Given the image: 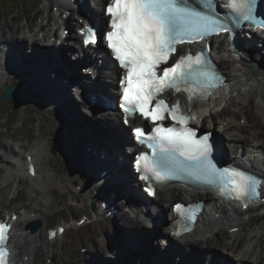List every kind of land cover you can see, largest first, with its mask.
Here are the masks:
<instances>
[{"label":"bare ground","instance_id":"1","mask_svg":"<svg viewBox=\"0 0 264 264\" xmlns=\"http://www.w3.org/2000/svg\"><path fill=\"white\" fill-rule=\"evenodd\" d=\"M39 1L44 3L38 9L37 2ZM55 1L59 3L57 5L60 8L53 12ZM55 1L35 0L34 12L31 9L30 12L32 13H29V17L24 16L28 10L22 13H15L9 8H7L6 13L0 11V46L5 45L12 52L16 45L21 46L23 48V61H27L31 56L30 61L43 64L45 69L51 68L50 74H56L53 81L60 82L62 79L72 77L68 75L73 63L66 39L76 35H67V31L73 27L81 26V23L77 21L75 14L68 15L75 0ZM102 1L105 0L98 3L96 6L98 9L101 8ZM21 5L26 4L21 3ZM84 6L90 8L88 0H85ZM91 8L96 11L95 7L91 6ZM94 17L100 22L105 19L104 14L97 16L95 14ZM24 19L26 22L23 21ZM248 29L249 27L246 25L245 30L247 32H249ZM246 36L241 32L240 37L243 43L248 46L246 55L251 57L250 60L225 50V37L213 38L214 50L222 72L227 77V84L219 91L217 89L218 92L216 91L217 93L213 95L210 101H192L187 109L196 112L202 126H205L206 122L213 120L214 115L218 114L217 107H221L223 103H227L226 106L230 105L232 108L223 107L222 112H219L223 120L222 127L227 134L221 138V144L224 143L226 137L232 148L237 151L244 149L251 166L264 177V160H262L264 157V131L261 127L262 122L258 120L259 116H264V47L262 43L254 42L258 36L261 38L259 39L260 42H264V37L257 35L256 39H248ZM54 37L62 40L61 47H58L60 50L57 51V54L62 55V64L55 61L53 63L52 56H44L40 52L41 48L57 45V43L52 42ZM48 51L51 55L52 50L48 49ZM254 61L259 62L262 67L255 69L252 66ZM15 72V75H0V97L5 93L9 84H19V82L24 84L26 80L30 85L31 83L34 84V81H31L32 75L30 77L22 76L23 73H29L28 70ZM112 74V81L114 82L117 80L115 77L117 69H114ZM52 79V75L49 76L48 82ZM41 94L42 97L40 94H36L30 99L27 96L24 98L25 101L20 103L24 104L27 110L35 109L38 112V130H44V132L38 133V137L33 138V136H28L29 134L24 130L8 127L12 121L9 115L3 119V122L0 120V155L3 158L0 163V218L8 219L11 217V221H16V233L12 241L15 250V263L65 264L63 260H67L72 264H113L114 261L117 264H197V261L198 264H222L220 255H225L230 261L235 259L233 264H264V220L256 222L264 215L256 216L254 214L259 212L264 214V205L257 209L243 210L236 204L218 200L210 193L198 194L182 188H169L160 191L157 200H159L160 205L165 206H161L163 211L168 210L169 203L175 202L178 198H183L186 201L205 199L208 202L207 207L210 208V211H205L197 231L185 236L183 243L186 248L184 249L189 253L184 255L181 262L178 260L181 254L176 252L175 248L168 246L163 250L161 247L162 252H160L158 239L153 243L146 236L136 234L131 228H127L133 226L146 229L149 226L148 221H140L144 217L143 212L138 216L128 214L124 202L114 192L116 188H119L120 191L127 194L130 200L135 203L140 202L139 196L136 197L138 184L134 182V175L129 170V165L127 163L121 164L123 175L119 174V176L113 175L112 169L108 170L105 174L107 179L99 178L98 186L92 189L88 188L87 178L81 174L82 172L88 173L92 166L88 163L86 165V163L77 162L76 154L83 156L82 151L86 150L88 154H92L94 151L95 160H100L109 166L111 155H115L114 149H117L118 146L117 154L123 155L124 158L130 156L128 150L125 151V148L118 144L117 139L122 137L131 140L130 135L120 131L116 137L110 127H106L104 132L97 131L95 122L86 114L85 109L79 106L75 109L76 113H74L72 121L68 120L69 117L63 115L59 106L46 108V101L51 104L53 98L50 95L44 96L45 92L43 91ZM30 95L31 91H29ZM13 103L19 105L16 101ZM5 104H12V102L9 101ZM253 112H257L259 116H252L251 119L256 122L252 126L247 125V123L243 124L242 121L238 120L239 117L247 120ZM3 113L4 110L0 105V118ZM83 114L85 119L82 118ZM120 116L113 117L118 119ZM80 119L82 123H80ZM65 125L67 126L65 130L68 129L72 144L66 136L62 135L65 142L57 141L55 138ZM207 128L213 129V125ZM28 131L30 132V130ZM249 137L254 140L247 146L246 142H251L246 141V139L250 140ZM59 145H62V149L58 147ZM71 149L73 150L72 153ZM102 149L105 152L107 150L110 152L107 151L106 161L101 158ZM122 151H125L126 154ZM225 151L223 156L230 160L228 150L225 149ZM73 153L75 155H72ZM29 157L32 158V161H29L30 165L35 164L37 168L36 174L31 173L28 164ZM96 168H100V165H97ZM77 172L80 173L75 174ZM96 176L101 177V174L98 173ZM102 177L104 178V176ZM79 181L81 183H77ZM78 184L83 185L86 195L76 190ZM127 184L131 188L130 192L124 188ZM111 186L115 187L110 188ZM99 195H101L100 199L98 198ZM105 201L110 206L107 210L102 209V202ZM89 202L101 204L103 219H99L93 214L94 210L91 209ZM115 209H119L118 212L112 214L113 217H108V212ZM155 210L159 211L160 208L155 205ZM70 211L84 213L95 219L92 223L79 227L77 221L83 217L79 219L76 216L69 217ZM14 215H17L18 218L14 219ZM56 215L61 217L60 223L56 226L57 229L60 226H66L68 229L56 239H50L49 229L53 228V224H55L53 221L58 217ZM145 217L147 216L145 215ZM149 217L153 218V214H149ZM64 220L67 222L64 223ZM32 221L42 222V228L39 231L33 230L28 224ZM104 221L109 222V225L102 226L99 231L89 233V237L79 233L75 244L67 245L66 237L71 230L75 229L79 232L83 227L99 226ZM171 225L173 228L175 222L172 221ZM121 231L129 236L135 245L140 246L141 250L138 256L130 255L127 251H120L117 239ZM165 235L169 236V233ZM94 237L101 241L99 245L95 242L92 243ZM77 243L87 244L85 246L88 247V250L84 259L77 255L78 252L74 249ZM155 246H157V251H154ZM220 247H223L224 250L221 251ZM73 255H77L78 258L72 260Z\"/></svg>","mask_w":264,"mask_h":264},{"label":"snow or ice","instance_id":"2","mask_svg":"<svg viewBox=\"0 0 264 264\" xmlns=\"http://www.w3.org/2000/svg\"><path fill=\"white\" fill-rule=\"evenodd\" d=\"M228 7L230 13L264 27V22L256 21L253 15L255 0H228ZM106 14L111 17L110 30L104 34L107 47L126 70L120 104L126 117L138 112L153 122H162L170 116L180 126L158 123L152 136H147L141 127L134 129L137 140L152 149L151 155L141 153L136 159L137 170L143 173L141 179L157 183L190 179L210 185L220 195L239 200L247 207L249 200L258 195L261 180L238 167L217 168L209 158L208 137L198 138L195 130L187 126L190 118L180 113L178 103L169 106L159 98L170 89L187 92L189 99L198 89L201 97L206 98L223 83L203 53L182 56L158 74L178 44L230 31L228 23L216 12L214 0H195L194 5L189 0H111ZM81 34L85 36V45L96 43L91 27L82 29ZM146 190L155 194L151 185ZM175 209L183 215V205L177 204ZM9 227L0 223V264H4L3 246Z\"/></svg>","mask_w":264,"mask_h":264},{"label":"rangeland","instance_id":"3","mask_svg":"<svg viewBox=\"0 0 264 264\" xmlns=\"http://www.w3.org/2000/svg\"><path fill=\"white\" fill-rule=\"evenodd\" d=\"M25 2V3H24ZM24 2H23V0H2V1H0V11H2L3 13H6L7 12V8H9V9H11V10H13L15 13H22V12H24L25 10H28L26 13H25V15L24 16H28L29 17V13H32V12H34V8H33V6H35L36 5V3H35V0H24ZM29 3V4H26V3ZM19 3V5H16V4H18ZM21 3H23V4H26V5H21ZM33 3H35V5L33 4ZM40 1L39 2H37V7L38 8H40ZM32 9V12H30V10ZM52 11H56V8L54 7L53 9H52ZM9 18H10V16H9ZM24 18V17H23ZM23 21H25L26 22V19H24ZM70 30H72V29H70ZM71 32L72 31H70V34L69 35H71ZM69 47H71V44H70V46ZM260 72H262V71H260ZM0 100H2V99H0ZM8 101H4V100H2V102H0V105H1V107L3 108V110H4V113H3V115H2V117L0 118V120H1V122H3L4 120L3 119H5V117L7 116V115H9L10 116V118H11V122L8 124V127H10V128H12V129H16V130H24L25 132H27L29 135L28 136H33V134L32 133H35L36 132V135L37 136H39V134L38 133H41V132H44V130H38V127H37V124H38V119H39V114H38V112L35 110V109H29V110H27L26 109V106L24 105V104H19L18 106H16L18 109L15 111V112H13L12 114H11V111L12 110H14V108H12V107H10V106H12V104H5V103H7ZM226 104L227 103H223V105L221 106V107H217V110L216 111H218L217 113L218 114H215L214 115V119L213 120H209L207 123H206V126L208 125V126H210V125H212V123H213V125H215V126H217L218 127V129L219 128H221V129H223V127H219L220 125L222 126L223 124H222V118H221V116L219 115V112L221 113L222 112V109H223V107L224 108H232V107H230V105H227L226 106ZM20 107V108H19ZM12 108V109H11ZM232 111H233V109H231ZM218 115V116H217ZM259 116L258 115V113L257 112H253L252 114H251V117H249V118H247V120H248V122H247V120H245V118H238V120L239 121H242V123L244 124V123H247V125L248 124H250V126H252L253 124H255L256 122L255 121H253L251 118H252V116ZM82 118L83 119H85L84 118V114H83V116H82ZM216 118V119H215ZM220 119V120H219ZM26 120V121H25ZM258 120L259 121H261L262 122V125H261V127H262V129H263V131H264V116L263 117H258ZM213 121V122H212ZM246 121V122H245ZM12 123H14V124H12ZM45 124V123H44ZM41 125V124H40ZM46 125V124H45ZM48 125V124H47ZM18 126H20L19 128H18ZM14 127H17V128H14ZM52 127V126H51ZM50 127V128H51ZM28 130H30V132L28 131ZM52 130V129H51ZM222 134H223V132H222ZM247 136H250V134H247ZM35 136H33V138H34ZM250 138V137H249ZM253 138L251 137L250 138V140L249 139H246V141H251V142H246V145L247 146H249L250 145V143H252L253 142ZM59 148L60 147H62V145L60 146H58ZM128 150H129V148H127ZM73 152V150L71 149V153ZM72 155H75L74 153L72 154ZM64 170H66L65 168H63ZM63 201V200H62ZM61 201V202H62ZM63 205V204H62ZM170 205H172V204H170ZM77 214V213H76ZM254 214H256V216L257 215H259V214H261L262 216L264 215V214H262L261 212H259V213H254ZM56 216H58L56 219H55V221H53V223H55V224H53V225H55V226H53V228L54 227H56L57 226V223H59V219L61 218L59 215H56ZM52 219H54V218H52ZM264 220V216L263 217H261V219L260 220H256V222H262ZM65 221V220H64ZM34 223H35V225H39V221H33ZM106 222L107 221H104V222H102V225H99V226H95V225H93V226H90V228H88V227H83L79 232L78 231H75V229H73V230H71L70 231V233L68 234V236L66 237V243H67V245H74L75 244V242H76V240H77V237H78V234L79 233H81V234H85L86 236L88 235V237H89V233H91V232H93V231H96V230H100V228L102 227V226H108L109 224H106ZM32 222H30V223H28L29 224V226H30V224H31ZM52 223V222H51ZM42 226L43 225H40L39 226V229L40 228H42ZM46 235H47V232L45 233ZM93 242H95V243H97L98 245H99V243H101V241L100 240H97L95 237L94 238H92V243ZM118 242V241H117ZM83 245H87L86 243H84ZM82 244H80V243H77V245H75V247H74V249H75V251H77L78 252V254L77 255H80L81 257H83V259H84V255L82 254V253H84L86 250H88V248L87 247H81V246H83ZM80 249H81V252H80ZM221 251H223L224 250V248L223 247H220L219 248ZM143 253H144V251H143ZM227 254V253H226ZM77 255H73V257H72V260H75V259H77L78 258V256ZM227 255H229V254H227ZM231 256V255H230ZM232 258H233V256H232ZM65 262H67V260H63V263H65ZM67 264V263H66ZM68 264H71V263H68ZM251 264V263H250Z\"/></svg>","mask_w":264,"mask_h":264},{"label":"water","instance_id":"4","mask_svg":"<svg viewBox=\"0 0 264 264\" xmlns=\"http://www.w3.org/2000/svg\"><path fill=\"white\" fill-rule=\"evenodd\" d=\"M253 65L256 69L261 68V65H259L258 63H254ZM15 96L16 97L18 96L17 98H19L20 102L23 101L25 98V94L19 88L12 86V87H8V91L6 95H4L3 99L11 100ZM0 161H1V158H0Z\"/></svg>","mask_w":264,"mask_h":264}]
</instances>
